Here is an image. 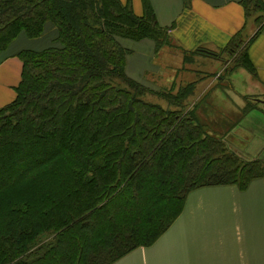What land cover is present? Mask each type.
<instances>
[{
    "label": "trees",
    "instance_id": "16d2710c",
    "mask_svg": "<svg viewBox=\"0 0 264 264\" xmlns=\"http://www.w3.org/2000/svg\"><path fill=\"white\" fill-rule=\"evenodd\" d=\"M241 4L245 19L257 14L255 36L264 0ZM47 23L60 47L18 53L15 97L0 108V264H111L154 243L190 191L264 177V160H241L198 122L186 102L194 82L174 93L127 76L122 39L168 44L146 0L141 16L129 1L0 0V60ZM252 38L238 31L201 54L249 68Z\"/></svg>",
    "mask_w": 264,
    "mask_h": 264
},
{
    "label": "crops",
    "instance_id": "0c3cea01",
    "mask_svg": "<svg viewBox=\"0 0 264 264\" xmlns=\"http://www.w3.org/2000/svg\"><path fill=\"white\" fill-rule=\"evenodd\" d=\"M120 1L143 15L144 0ZM146 1L158 24L169 28L168 44L155 49L151 39H122L130 50L127 76L158 91L194 82L187 102L197 105L194 113L205 130L248 159L264 158V27L254 36L257 26L245 19L241 0H189L188 6L183 0ZM238 31L247 40L254 36L246 47L249 68L225 71L229 59L201 54L218 52ZM59 45L50 23L41 36L20 33L9 44L0 60V108L15 97L22 69L18 53ZM248 101L253 106L243 111ZM111 264H264V177L242 190L231 184L190 191L181 214L154 243Z\"/></svg>",
    "mask_w": 264,
    "mask_h": 264
},
{
    "label": "rangeland",
    "instance_id": "374dc122",
    "mask_svg": "<svg viewBox=\"0 0 264 264\" xmlns=\"http://www.w3.org/2000/svg\"><path fill=\"white\" fill-rule=\"evenodd\" d=\"M256 15L257 14H255L254 16L253 15H251L250 17H249V19H248V21H249V23L250 24H252V26H254L255 28H256V26H257V21H255V17H256ZM251 26V27H252ZM247 38V34H245L244 33V36H243V39H244V41L245 40H247L246 39ZM130 41H133V40H130ZM248 41V40H247ZM226 59V58H225ZM220 60H222V59H220ZM184 86H185V84H184ZM184 86H179L178 88H177V90L179 89V88H182V87H184ZM163 90H168V89H163ZM177 90L176 91H173L174 93H176L177 92ZM193 91V90H192ZM192 91H191V93L189 94V95H191V94H193L192 93ZM147 97H149L150 98V100L151 101H153V102H155V103H158V104H160V105H162V106H166V103H165V100L164 99H162V98H160V97H157V96H154V95H147L145 98H147ZM149 100V99H148ZM186 102H187V100H186ZM187 106H188V108H192L193 107V104H191V102L190 101H188L187 102ZM197 106V105H196ZM216 136V135H215ZM227 146V145H226ZM230 147V146H229ZM228 146H227V148L228 149H230ZM232 148V147H231ZM231 150V149H230ZM232 152H234L241 160H244V161H251V159H248L249 158V155L247 154V153H245V152H243V151H241V152H239V151H233V150H231ZM256 159H262V160H264V158H256ZM253 160V159H252Z\"/></svg>",
    "mask_w": 264,
    "mask_h": 264
}]
</instances>
